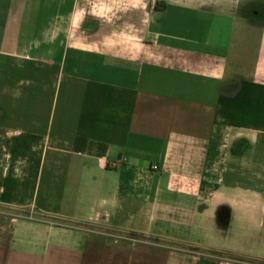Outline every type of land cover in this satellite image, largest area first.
I'll use <instances>...</instances> for the list:
<instances>
[{
	"label": "crops",
	"instance_id": "1",
	"mask_svg": "<svg viewBox=\"0 0 264 264\" xmlns=\"http://www.w3.org/2000/svg\"><path fill=\"white\" fill-rule=\"evenodd\" d=\"M1 205L0 264H264V0H0Z\"/></svg>",
	"mask_w": 264,
	"mask_h": 264
},
{
	"label": "rangeland",
	"instance_id": "2",
	"mask_svg": "<svg viewBox=\"0 0 264 264\" xmlns=\"http://www.w3.org/2000/svg\"><path fill=\"white\" fill-rule=\"evenodd\" d=\"M28 211L23 210V209H13V208H9V207H5V206H0V217H1V230H3L4 227V220L6 221V219H10L12 217L15 216H20V215H24L27 214Z\"/></svg>",
	"mask_w": 264,
	"mask_h": 264
},
{
	"label": "built area",
	"instance_id": "3",
	"mask_svg": "<svg viewBox=\"0 0 264 264\" xmlns=\"http://www.w3.org/2000/svg\"><path fill=\"white\" fill-rule=\"evenodd\" d=\"M155 168H157V166H155Z\"/></svg>",
	"mask_w": 264,
	"mask_h": 264
}]
</instances>
